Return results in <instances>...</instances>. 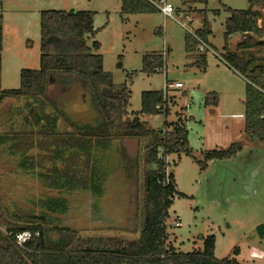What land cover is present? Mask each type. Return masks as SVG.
Returning <instances> with one entry per match:
<instances>
[{
  "label": "rangeland",
  "instance_id": "rangeland-1",
  "mask_svg": "<svg viewBox=\"0 0 264 264\" xmlns=\"http://www.w3.org/2000/svg\"><path fill=\"white\" fill-rule=\"evenodd\" d=\"M173 3L175 19L162 12L122 15L121 0H0L4 16L0 88H19L23 68H40L43 10L93 11L98 31L89 45L100 42L96 52L103 56L104 69L112 73L115 84H127L130 88L129 112L141 110L143 91L163 90L175 97L170 114L141 116L142 120L150 129H160L165 121H176L179 116L185 120L194 156L182 153L167 158L168 173L174 174L178 190L185 194L176 196L170 208L168 242L180 251L191 252L203 249L205 238L214 235L217 258L234 257L240 264H264V235L258 232V227L264 225V139L251 138L245 132L248 82L226 56L227 51L241 53V35H234L228 43L225 39L228 8L247 9L250 3ZM205 23L212 30L208 39L213 50H207V68L202 70L186 50V35L203 28ZM258 23L261 25L262 20ZM151 54H163L166 62L163 69L148 74L143 71V59ZM73 78L72 82L63 83V88L52 77L49 97L63 116L76 124L96 126L100 115L86 83L77 76ZM177 81L184 87L166 88L167 83ZM27 102V98L9 97L0 104V138H6L0 144V202L8 216H41L46 209L40 200L64 196L69 209L52 213V219L48 218L51 223L74 228L86 237L138 238L145 208L143 154L151 135L122 134L106 147L101 146L99 162L105 173L102 195L92 190L51 189L38 175L46 167L23 168L22 151L12 149L16 141L13 138L31 128L26 127L20 110ZM51 108L49 105L46 110L51 112ZM60 124L62 129L72 130L64 118ZM24 140L28 142L30 135L24 136ZM32 143L26 154L38 162L46 153L42 150L44 142ZM232 144L242 146L232 156L206 158L210 151L228 149ZM25 146L23 142L21 147ZM74 157L68 159L71 165L76 163ZM199 161H206L204 169ZM0 229L7 234L5 228Z\"/></svg>",
  "mask_w": 264,
  "mask_h": 264
},
{
  "label": "trees",
  "instance_id": "trees-1",
  "mask_svg": "<svg viewBox=\"0 0 264 264\" xmlns=\"http://www.w3.org/2000/svg\"><path fill=\"white\" fill-rule=\"evenodd\" d=\"M159 0H121L122 15L160 12ZM247 9L228 8L230 15L225 22V39L241 35L238 52H226L231 65L247 80L245 99V132L251 138L264 139V0H248ZM3 14L0 12V73L3 47ZM259 19L262 24L259 25ZM41 55L40 68H23L19 88L1 89L0 104L5 98H27L20 110L26 127L13 143L12 149L21 150L20 165L23 168L46 167L38 175L46 187L59 190H92L102 195L105 173L100 168L99 152L122 134L130 137L151 135L143 154L145 205L140 235L136 239L116 236L80 235L71 227L51 223L52 213H65L69 201L64 196H51L40 200L44 209L41 216L31 215L27 219L10 218L0 202V264H240L234 257L217 258L216 238L209 235L200 250L183 252L168 242L167 220L176 196H185L177 188L173 173H168L167 158L186 153L194 156L189 146L185 120L165 121L160 129H150L141 116L171 112L175 97L163 90L142 92V108L130 113L131 90L127 84L117 85L112 73L104 69L102 54L96 51L100 42L89 40L95 37V13L90 10H43L40 17ZM212 33L205 23L195 33H187L186 50L195 58L194 64L202 70L207 68V49L201 50V42L208 45ZM163 54L146 55L143 71L152 74L165 67ZM73 76L82 79L91 94L92 103L100 115L96 126L76 124L54 104L49 97L52 77L59 86L70 83ZM63 88L66 87L62 85ZM217 95V94H215ZM34 101L31 102L30 100ZM218 100V99H217ZM216 101V100H215ZM218 103L214 102V104ZM51 105V112L47 106ZM27 109L25 112L24 110ZM64 118L72 130H64L60 121ZM73 127V128H72ZM32 132H31V131ZM20 135V136H19ZM30 135V140L23 137ZM6 138H0V144ZM44 142L46 153L34 162L26 151L31 145ZM25 142V148L23 146ZM240 144L228 149L210 151L206 158L222 159L232 156ZM75 156L73 165L68 159ZM202 169L206 161H199ZM75 166V167H74ZM136 218L137 214H136ZM136 229V228H135ZM31 231L32 238L22 247L16 243L19 232ZM57 232L58 236H54Z\"/></svg>",
  "mask_w": 264,
  "mask_h": 264
},
{
  "label": "built area",
  "instance_id": "built-area-1",
  "mask_svg": "<svg viewBox=\"0 0 264 264\" xmlns=\"http://www.w3.org/2000/svg\"><path fill=\"white\" fill-rule=\"evenodd\" d=\"M156 4L159 7L160 12H162L165 15V17L175 19L174 13L176 12V8L173 3V0H159ZM185 17L189 22L191 21L190 17L188 16ZM200 49L201 50L207 49L208 51L213 50L210 45L204 42H201ZM183 86L184 85L182 82H175V83H167L166 88L167 89L172 87L181 88ZM32 235H33L32 232L28 230L19 232L16 235V239H15L16 243L18 244V246L22 247L27 241H29L32 238Z\"/></svg>",
  "mask_w": 264,
  "mask_h": 264
},
{
  "label": "water",
  "instance_id": "water-1",
  "mask_svg": "<svg viewBox=\"0 0 264 264\" xmlns=\"http://www.w3.org/2000/svg\"><path fill=\"white\" fill-rule=\"evenodd\" d=\"M258 232H259V234L260 235H264V225H260L259 227H258Z\"/></svg>",
  "mask_w": 264,
  "mask_h": 264
},
{
  "label": "crops",
  "instance_id": "crops-1",
  "mask_svg": "<svg viewBox=\"0 0 264 264\" xmlns=\"http://www.w3.org/2000/svg\"><path fill=\"white\" fill-rule=\"evenodd\" d=\"M233 37V36H232ZM178 82V81H177ZM184 87V86H183ZM172 88H175V87H172ZM182 88V87H181Z\"/></svg>",
  "mask_w": 264,
  "mask_h": 264
}]
</instances>
